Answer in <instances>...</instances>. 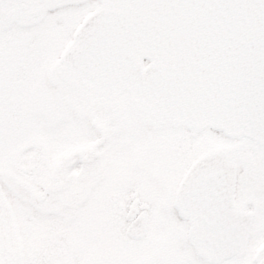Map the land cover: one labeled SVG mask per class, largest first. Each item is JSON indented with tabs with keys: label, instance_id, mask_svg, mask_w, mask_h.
<instances>
[{
	"label": "snow or ice",
	"instance_id": "snow-or-ice-1",
	"mask_svg": "<svg viewBox=\"0 0 264 264\" xmlns=\"http://www.w3.org/2000/svg\"><path fill=\"white\" fill-rule=\"evenodd\" d=\"M0 264H264V0H0Z\"/></svg>",
	"mask_w": 264,
	"mask_h": 264
}]
</instances>
